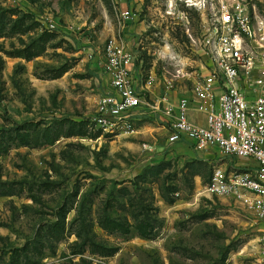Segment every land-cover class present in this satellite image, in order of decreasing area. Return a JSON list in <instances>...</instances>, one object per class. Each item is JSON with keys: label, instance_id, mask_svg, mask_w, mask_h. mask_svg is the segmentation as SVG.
<instances>
[{"label": "rangeland", "instance_id": "rangeland-1", "mask_svg": "<svg viewBox=\"0 0 264 264\" xmlns=\"http://www.w3.org/2000/svg\"><path fill=\"white\" fill-rule=\"evenodd\" d=\"M249 1L264 15V0ZM201 6L0 0V264H264V219L207 190L213 162L230 172L252 160L168 145L150 113L132 136L91 122L113 41L142 85L193 88Z\"/></svg>", "mask_w": 264, "mask_h": 264}, {"label": "built area", "instance_id": "built-area-1", "mask_svg": "<svg viewBox=\"0 0 264 264\" xmlns=\"http://www.w3.org/2000/svg\"><path fill=\"white\" fill-rule=\"evenodd\" d=\"M187 5H202L203 14L205 74L186 90L191 96L174 100L177 87L168 80L161 96L150 97L151 85L134 75L125 42L113 41L104 64L111 92L99 98L92 125L107 134L132 136L138 133L136 122L150 113L168 121V145L189 140L198 151L252 160L254 166L230 172L213 162L207 190L264 219V15L249 0H187ZM130 18L131 12H122L120 24ZM193 113L203 115L205 124L191 119ZM143 149L153 151L146 144ZM262 253L264 258V245Z\"/></svg>", "mask_w": 264, "mask_h": 264}, {"label": "crops", "instance_id": "crops-1", "mask_svg": "<svg viewBox=\"0 0 264 264\" xmlns=\"http://www.w3.org/2000/svg\"><path fill=\"white\" fill-rule=\"evenodd\" d=\"M163 91H164V90H163ZM108 92H111V82H108V84L105 86V92L103 93V95L106 94V93H108ZM149 93H151V95H152V97H153L154 99H157L159 96L162 95L163 92L161 91V88L158 90L157 93H156L155 91L151 90V88H150ZM180 94H181V95H179L177 92L174 93V94H173L174 100H179V99H181V98H185V97H189V96H191L188 92H183V93H180ZM200 116H202V119L200 118ZM193 117H194L195 120H198L200 124H205V118H204L203 115H199V114L193 113ZM156 120H159V121H161L162 123L164 122V125L160 126L159 129H160V130H164V131L167 133V136H169V129H168V128H169V123H168V121H167L165 118L161 117V116L156 117ZM166 126H167L168 128H167ZM167 140H168V138H167ZM186 141L191 142V141H189V140H185V141H183V142H186ZM181 143H182V142H181ZM191 143H193V142H191ZM167 144H168V143H167ZM193 144H194V143H193ZM197 151H198V150H197ZM201 152L204 153L205 156H209V155H211L213 152H215V150L210 149V150H208V151H200L199 154H200ZM205 152H206V153H205ZM200 155H201V154H200ZM207 159H208V158H207ZM251 164H252L251 166H254V165H255L254 162H252Z\"/></svg>", "mask_w": 264, "mask_h": 264}, {"label": "trees", "instance_id": "trees-1", "mask_svg": "<svg viewBox=\"0 0 264 264\" xmlns=\"http://www.w3.org/2000/svg\"><path fill=\"white\" fill-rule=\"evenodd\" d=\"M211 178V177H210ZM209 181H210V179H209ZM209 183V182H208Z\"/></svg>", "mask_w": 264, "mask_h": 264}]
</instances>
